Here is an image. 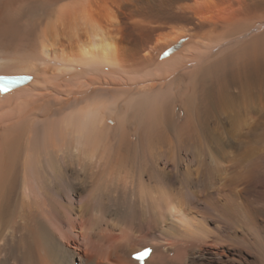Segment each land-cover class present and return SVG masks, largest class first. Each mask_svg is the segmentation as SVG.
Segmentation results:
<instances>
[{
	"label": "bare ground",
	"instance_id": "bare-ground-1",
	"mask_svg": "<svg viewBox=\"0 0 264 264\" xmlns=\"http://www.w3.org/2000/svg\"><path fill=\"white\" fill-rule=\"evenodd\" d=\"M21 73L0 264H264V0H0Z\"/></svg>",
	"mask_w": 264,
	"mask_h": 264
},
{
	"label": "rangeland",
	"instance_id": "rangeland-1",
	"mask_svg": "<svg viewBox=\"0 0 264 264\" xmlns=\"http://www.w3.org/2000/svg\"><path fill=\"white\" fill-rule=\"evenodd\" d=\"M221 197H222V196H219V199H221ZM210 245H211V243L208 244L209 247H211ZM66 248H67V247H66ZM67 249H68V248H67ZM200 249L203 250L202 248H200ZM169 255L171 256V253H170V252H169Z\"/></svg>",
	"mask_w": 264,
	"mask_h": 264
},
{
	"label": "snow or ice",
	"instance_id": "snow-or-ice-1",
	"mask_svg": "<svg viewBox=\"0 0 264 264\" xmlns=\"http://www.w3.org/2000/svg\"><path fill=\"white\" fill-rule=\"evenodd\" d=\"M3 79H7V78H4V77H0V80H3Z\"/></svg>",
	"mask_w": 264,
	"mask_h": 264
}]
</instances>
